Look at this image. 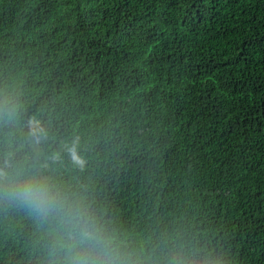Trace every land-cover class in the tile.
I'll return each mask as SVG.
<instances>
[{
  "label": "trees",
  "instance_id": "1",
  "mask_svg": "<svg viewBox=\"0 0 264 264\" xmlns=\"http://www.w3.org/2000/svg\"><path fill=\"white\" fill-rule=\"evenodd\" d=\"M8 94L0 154L144 264H264V0H0ZM30 118L45 143L27 144ZM55 230L0 203V264H50Z\"/></svg>",
  "mask_w": 264,
  "mask_h": 264
},
{
  "label": "clouds",
  "instance_id": "2",
  "mask_svg": "<svg viewBox=\"0 0 264 264\" xmlns=\"http://www.w3.org/2000/svg\"><path fill=\"white\" fill-rule=\"evenodd\" d=\"M19 113L15 96L0 100V123L11 126ZM27 144L38 146L49 139V128L30 118L26 125ZM63 153L72 164L83 168L86 160L78 138L66 142ZM0 203L25 208L38 219L55 223L50 264H144L122 245L119 238L74 204L36 165L18 156L10 147L0 154ZM174 256L169 264H180ZM187 264V262H185Z\"/></svg>",
  "mask_w": 264,
  "mask_h": 264
}]
</instances>
